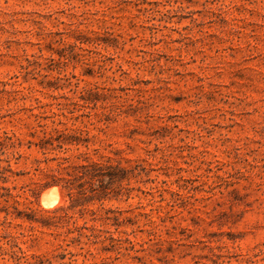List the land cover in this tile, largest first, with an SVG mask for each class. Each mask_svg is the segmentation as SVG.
Returning a JSON list of instances; mask_svg holds the SVG:
<instances>
[{"label":"rangeland","instance_id":"rangeland-1","mask_svg":"<svg viewBox=\"0 0 264 264\" xmlns=\"http://www.w3.org/2000/svg\"><path fill=\"white\" fill-rule=\"evenodd\" d=\"M87 113L135 175L128 202L106 203L125 224L98 261L264 264V0H0V166L5 132L27 143L38 121ZM22 152L13 168L27 172L38 155ZM60 192L20 209L54 216ZM4 205L0 180V264H14L1 259ZM35 226L23 248L52 257L63 237Z\"/></svg>","mask_w":264,"mask_h":264},{"label":"trees","instance_id":"trees-1","mask_svg":"<svg viewBox=\"0 0 264 264\" xmlns=\"http://www.w3.org/2000/svg\"><path fill=\"white\" fill-rule=\"evenodd\" d=\"M83 100L80 107L90 108L89 99ZM63 116L66 120H73V126L81 122L85 129L69 127L68 121L60 119L58 122L52 121L57 126L51 130L45 128L47 124L38 121V126L42 127V136L27 143L8 132L1 135V202L5 203L1 210L5 212L4 220L1 221V243L5 241L10 246L7 249L1 244L2 260L13 261L14 264H106L98 259L111 251L106 244L108 241L111 247L117 241L112 229L119 231L125 224L117 215L122 214V211L107 208L106 203L129 201L131 180L135 177L134 169L107 155L106 151L112 144H105L98 135H90L84 118L91 122V113L77 117ZM100 131L103 132L104 129ZM35 135L36 132L33 133L34 137ZM25 146L27 150L36 151L38 156L31 162L30 171H15L13 164H20L26 158V153L22 152ZM115 154H119V151ZM31 173L34 175L31 184L12 188L7 186L13 177ZM47 186L62 189L69 205L60 208L54 216L41 218L36 217L37 212L20 209L22 198L28 195L38 198L40 189ZM17 220L21 222L14 226ZM25 222L31 224L29 231H10V227H25ZM35 224H38L43 233L55 230L59 237H63L52 257L29 254L23 248L22 244L38 241ZM72 246L79 247L81 252L71 251ZM79 255L84 256L82 263L76 259Z\"/></svg>","mask_w":264,"mask_h":264},{"label":"bare ground","instance_id":"bare-ground-1","mask_svg":"<svg viewBox=\"0 0 264 264\" xmlns=\"http://www.w3.org/2000/svg\"><path fill=\"white\" fill-rule=\"evenodd\" d=\"M60 193V189L57 186L49 188L43 195L42 204L47 208L54 207L59 203L57 195L59 194L60 196Z\"/></svg>","mask_w":264,"mask_h":264},{"label":"water","instance_id":"water-1","mask_svg":"<svg viewBox=\"0 0 264 264\" xmlns=\"http://www.w3.org/2000/svg\"><path fill=\"white\" fill-rule=\"evenodd\" d=\"M51 187H53V186H47L40 192V194H39L40 201H42V198H43V195L45 194V192Z\"/></svg>","mask_w":264,"mask_h":264}]
</instances>
